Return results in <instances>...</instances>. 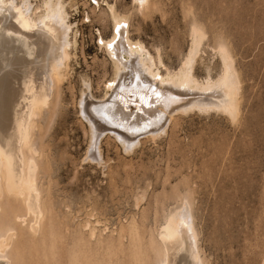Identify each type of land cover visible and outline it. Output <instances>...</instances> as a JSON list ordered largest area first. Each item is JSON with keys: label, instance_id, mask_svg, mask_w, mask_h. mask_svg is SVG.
I'll use <instances>...</instances> for the list:
<instances>
[{"label": "rangeland", "instance_id": "1", "mask_svg": "<svg viewBox=\"0 0 264 264\" xmlns=\"http://www.w3.org/2000/svg\"><path fill=\"white\" fill-rule=\"evenodd\" d=\"M60 1L76 44L49 105L32 119L24 149L36 166L41 219L35 234L21 199L1 198L0 234L14 232L4 259L155 264L157 232L187 203L203 264H264V0H150L142 12L131 0ZM41 2L28 0L33 13ZM105 4L129 17V37L160 60L162 73L182 66L194 31L201 36L198 81L221 75L225 50L237 82L235 117L177 114L163 135L128 153L103 137L100 159L91 160L80 100L85 84L94 99L104 97L113 76L98 47L99 36L111 35Z\"/></svg>", "mask_w": 264, "mask_h": 264}, {"label": "bare ground", "instance_id": "2", "mask_svg": "<svg viewBox=\"0 0 264 264\" xmlns=\"http://www.w3.org/2000/svg\"><path fill=\"white\" fill-rule=\"evenodd\" d=\"M131 1L139 11L150 4V0ZM93 5L98 6V2ZM105 6L111 35L107 39L99 36L98 47L107 56L113 76L105 85L104 97L94 99L85 84L80 100V113L90 132L91 160L100 159L98 143L103 137L111 136L128 153L142 139L163 135L177 114L216 110L235 117L237 82L225 50H220L221 75L214 81H198L193 69L201 36L194 31L182 66L175 72L162 73L160 60L129 37V17L119 15L115 5ZM118 25H126L119 36ZM75 44L76 32L60 0H42L34 13L28 0L19 4L0 0V201L4 195L21 199L25 215L31 216L33 232L39 228L41 212L34 186L36 166L25 159L24 149L32 119L49 105ZM109 44L113 45L111 49ZM128 104L133 109L127 110ZM105 112L115 117L111 123L104 119ZM116 123L121 126H114ZM158 232L155 264H203L187 203L175 210ZM13 237V230L0 234V264H8L4 254L10 252L7 250Z\"/></svg>", "mask_w": 264, "mask_h": 264}, {"label": "snow or ice", "instance_id": "3", "mask_svg": "<svg viewBox=\"0 0 264 264\" xmlns=\"http://www.w3.org/2000/svg\"><path fill=\"white\" fill-rule=\"evenodd\" d=\"M93 2H95V0H93ZM124 28H126V25H118L116 27V33H117L118 36L122 33V29H124ZM101 43H103V42L101 41ZM108 47L111 49L113 47V45L112 44H109ZM157 79H159V78L157 77ZM108 87L114 88L115 85L109 84ZM157 98H158V94H157ZM140 99L143 100L144 98L141 97ZM104 119L107 120L109 123H111L112 120L115 119V117H111L110 114H108L107 112H105L104 113ZM114 126L120 127L121 125H120V123H116ZM133 131H135V132L138 133L139 132V129H134Z\"/></svg>", "mask_w": 264, "mask_h": 264}, {"label": "water", "instance_id": "4", "mask_svg": "<svg viewBox=\"0 0 264 264\" xmlns=\"http://www.w3.org/2000/svg\"><path fill=\"white\" fill-rule=\"evenodd\" d=\"M133 107H134V106H131V105L128 104V105H127V110H129L130 108L133 109Z\"/></svg>", "mask_w": 264, "mask_h": 264}]
</instances>
